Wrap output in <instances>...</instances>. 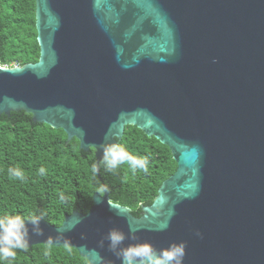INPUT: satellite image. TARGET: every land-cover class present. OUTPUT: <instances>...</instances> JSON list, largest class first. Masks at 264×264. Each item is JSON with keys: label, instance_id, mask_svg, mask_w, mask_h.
<instances>
[{"label": "water", "instance_id": "obj_1", "mask_svg": "<svg viewBox=\"0 0 264 264\" xmlns=\"http://www.w3.org/2000/svg\"><path fill=\"white\" fill-rule=\"evenodd\" d=\"M36 27L39 61L0 63V117L25 112L96 162L137 127L177 170L139 218L106 192L60 227L42 219V235L26 221L29 249L120 264L101 241L133 228L122 247L185 242L183 264H264V0H36Z\"/></svg>", "mask_w": 264, "mask_h": 264}, {"label": "trees", "instance_id": "obj_2", "mask_svg": "<svg viewBox=\"0 0 264 264\" xmlns=\"http://www.w3.org/2000/svg\"><path fill=\"white\" fill-rule=\"evenodd\" d=\"M41 49L36 27V0H0V63L2 67L36 64ZM122 144L130 153L147 156L149 171L133 172L122 164L115 173L99 166L93 174L95 151L84 152L76 139L67 143L63 130L36 124L32 116L12 113L0 117V215H43L51 225L62 226L65 218L79 211L87 214L101 184L108 186L111 201L132 210L139 218L142 206L153 204L162 184L173 176L177 164L170 149L137 127L127 126ZM19 167L23 181L9 179L7 169ZM44 167L46 175L38 169ZM65 199L61 201L60 194ZM10 264H88L77 250L36 246L17 250Z\"/></svg>", "mask_w": 264, "mask_h": 264}, {"label": "clouds", "instance_id": "obj_3", "mask_svg": "<svg viewBox=\"0 0 264 264\" xmlns=\"http://www.w3.org/2000/svg\"><path fill=\"white\" fill-rule=\"evenodd\" d=\"M107 138L106 135L105 139L107 140ZM100 148L102 149V156L99 162L92 164L91 171L93 174L98 173L99 166H102L107 172L115 173L122 164H127L133 172L142 170L147 173L149 171L148 157L133 155L122 144L104 143L101 144ZM7 172L9 179L21 181L25 179V173L18 166L8 168ZM38 173L44 176L46 169L40 167ZM108 190V186L104 184L98 188L99 193H106ZM97 196L100 198L99 195ZM60 199L61 201L65 199L62 193ZM42 219H44L43 215H31L27 218L20 214L0 215V264H10V261L15 260L17 250L28 251L29 229L26 226V221L32 225V231L35 234L42 235L40 226ZM79 222L77 220V223ZM167 227L168 223L166 222L159 230H165ZM135 231L136 229L130 228L129 235H126L119 229L112 228L102 239L101 246L107 241L109 251L115 255L120 264H183L186 255L185 242L173 243L167 248L159 250L149 243L130 244L122 247L126 239H136ZM195 235L202 238V234L198 231ZM57 239L58 237L49 236L47 242L54 243Z\"/></svg>", "mask_w": 264, "mask_h": 264}]
</instances>
